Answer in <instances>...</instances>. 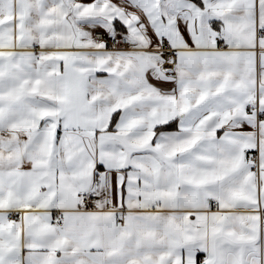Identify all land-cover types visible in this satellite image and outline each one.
<instances>
[{"label":"snow or ice","instance_id":"snow-or-ice-1","mask_svg":"<svg viewBox=\"0 0 264 264\" xmlns=\"http://www.w3.org/2000/svg\"><path fill=\"white\" fill-rule=\"evenodd\" d=\"M0 264H264V0H0Z\"/></svg>","mask_w":264,"mask_h":264}]
</instances>
